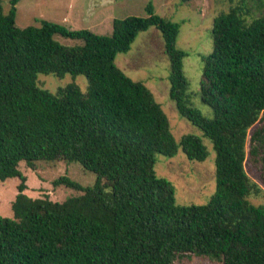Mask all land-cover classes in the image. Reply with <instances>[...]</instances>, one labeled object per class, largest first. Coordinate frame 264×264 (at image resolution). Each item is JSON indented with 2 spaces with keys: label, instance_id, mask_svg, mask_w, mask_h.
<instances>
[{
  "label": "trees",
  "instance_id": "trees-1",
  "mask_svg": "<svg viewBox=\"0 0 264 264\" xmlns=\"http://www.w3.org/2000/svg\"><path fill=\"white\" fill-rule=\"evenodd\" d=\"M20 1L6 13L0 0V181L20 179L13 217L0 214V264H264V205L251 201L264 191L246 170L248 158L261 162L264 184V127L250 135L264 118V0H239L214 19L201 80L211 118L193 105L179 24L152 4L146 17L115 18L106 36L48 20L21 28ZM151 27L170 60V98L216 153V191L203 205L178 204L175 185L155 167L157 154L180 150L205 161L208 146L193 134L178 141L153 92L116 64ZM39 74L84 75L87 91L69 84L51 92ZM38 161L79 163L95 184L61 175L53 184L78 194L32 197L20 163L34 169Z\"/></svg>",
  "mask_w": 264,
  "mask_h": 264
},
{
  "label": "rangeland",
  "instance_id": "rangeland-1",
  "mask_svg": "<svg viewBox=\"0 0 264 264\" xmlns=\"http://www.w3.org/2000/svg\"><path fill=\"white\" fill-rule=\"evenodd\" d=\"M4 11L11 8L10 0H1ZM239 0H21L17 5L16 23L19 27L41 26L42 20L64 25L73 30L90 29L100 34L111 36L113 20L128 16L146 17L147 6L152 4L155 12L179 24L178 48L187 52L183 60L184 74L189 82V92L193 105L203 115L211 118L212 109L201 98V80L204 57L213 51L212 28L219 13L230 9ZM257 10L254 9L253 13ZM62 44L81 43L61 35L55 36ZM116 64L133 80L143 82L154 94L167 114L172 132L179 141L185 134H193L203 140L210 150L205 161L190 160L182 150L168 157L157 154L156 173L168 178L176 187V201L182 205H203L209 202L216 191L215 150L211 141L201 129L183 117L175 102L170 98V60L165 53L164 39L156 27L140 32L128 52L118 53ZM39 84L51 92L69 84L78 85L87 91V78L84 75L66 74L59 77L53 74H39ZM264 127V118L251 129L250 135ZM250 144L248 143V148ZM20 170L27 176L32 197L49 195L54 201H63L78 194L76 190L64 185L55 186L53 181L61 175H67L83 186H92L96 173L86 170L76 162L38 161L35 168L25 162L20 163ZM246 170L253 181L263 187V164L250 158L246 161ZM20 183L18 177L0 181V214L13 217L12 201L15 199ZM257 205H264V192L260 197H251ZM176 264H222L209 258L193 257Z\"/></svg>",
  "mask_w": 264,
  "mask_h": 264
},
{
  "label": "crops",
  "instance_id": "crops-1",
  "mask_svg": "<svg viewBox=\"0 0 264 264\" xmlns=\"http://www.w3.org/2000/svg\"><path fill=\"white\" fill-rule=\"evenodd\" d=\"M28 190H26V193H27Z\"/></svg>",
  "mask_w": 264,
  "mask_h": 264
}]
</instances>
